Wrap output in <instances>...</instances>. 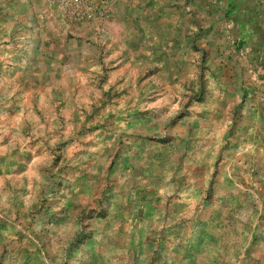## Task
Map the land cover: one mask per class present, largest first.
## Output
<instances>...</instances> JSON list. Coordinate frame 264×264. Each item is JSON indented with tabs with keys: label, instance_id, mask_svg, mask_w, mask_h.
<instances>
[{
	"label": "rangeland",
	"instance_id": "374dc122",
	"mask_svg": "<svg viewBox=\"0 0 264 264\" xmlns=\"http://www.w3.org/2000/svg\"><path fill=\"white\" fill-rule=\"evenodd\" d=\"M0 0V264H264V0Z\"/></svg>",
	"mask_w": 264,
	"mask_h": 264
},
{
	"label": "built area",
	"instance_id": "2783aa9c",
	"mask_svg": "<svg viewBox=\"0 0 264 264\" xmlns=\"http://www.w3.org/2000/svg\"><path fill=\"white\" fill-rule=\"evenodd\" d=\"M56 2L59 10L63 11L64 13H71L75 14L78 12H86L85 14H90L87 8V0H53Z\"/></svg>",
	"mask_w": 264,
	"mask_h": 264
}]
</instances>
